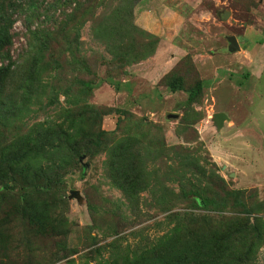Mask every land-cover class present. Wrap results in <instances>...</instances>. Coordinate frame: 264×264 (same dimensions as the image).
Listing matches in <instances>:
<instances>
[{"label": "rangeland", "instance_id": "374dc122", "mask_svg": "<svg viewBox=\"0 0 264 264\" xmlns=\"http://www.w3.org/2000/svg\"><path fill=\"white\" fill-rule=\"evenodd\" d=\"M54 1L40 3L48 6ZM62 1L66 6L55 14L60 15L63 9L71 14L75 4ZM120 1L125 2L94 0L96 16L103 12L110 15ZM133 4L131 21L141 30L139 42L143 44L141 52L139 47L131 56L137 54L139 60L127 64L121 55H115V45L111 50L96 41L93 21L86 22L80 29V55L91 66V74L80 73L82 66L67 54L62 71L42 74V83L48 84L45 90L59 92V102L51 106L35 100L11 102L17 109L9 116V124L0 125V142L1 136L26 133L38 122L63 123V111L75 110L78 80H92L93 93L81 110L89 118L86 127L89 132H111L104 137L108 146L112 139L116 142L127 137L133 139L131 148L135 138L142 145L150 144L153 151L148 168L159 170L150 188L156 190H142L131 203L133 198L128 200L113 179L119 176H108L107 148L94 147L77 167L56 160L67 167L61 173H68L65 183L53 184V191L20 194L17 185H10L12 192L0 185V264H125V257L141 258L143 251L152 249L177 226L175 213L185 211L216 220L242 216L253 226L257 218L262 219V238L255 234L248 258L250 264H264V0H138ZM23 19L21 15L14 27L19 33L11 52L15 61L28 46ZM143 32L158 41L149 57L145 42L150 38ZM229 36L237 38L240 51L229 52ZM17 75L11 79L15 86L22 74ZM178 76L184 79L185 91L173 93L167 84ZM13 82L5 88V99L11 92L15 94ZM198 82L203 90L189 105L188 90ZM64 92L71 94V102H66ZM107 110L112 113L100 118L98 113ZM221 112L230 120L218 131L213 118ZM66 120L68 126L72 120L68 116ZM175 147L198 158L205 169V174L178 173L185 172L194 183L200 182L199 187H210L213 194H221V190L211 181L224 179L226 191H241L238 201L254 208L255 213L241 214V208H235L236 195L223 212L195 209L180 200L176 170L168 168L176 162ZM84 164H89V170L80 179ZM73 190L80 192V198L72 196ZM159 201L169 204L163 206Z\"/></svg>", "mask_w": 264, "mask_h": 264}, {"label": "trees", "instance_id": "16d2710c", "mask_svg": "<svg viewBox=\"0 0 264 264\" xmlns=\"http://www.w3.org/2000/svg\"><path fill=\"white\" fill-rule=\"evenodd\" d=\"M93 1L68 0L69 3L75 4L73 12L67 14L63 9L64 12L60 11L59 15L55 13L61 7L66 6L65 1L62 0H55L48 6H44L40 0H0V125L9 124V116L15 114L17 106L15 104L11 106V102L35 100L48 102L49 106L59 102V92L56 94L52 89L45 90L48 84L42 83V74L44 72L47 74L49 71L59 72L60 68L62 71L69 58L67 54L72 55L77 64L82 66L80 73L91 74V66L80 55L82 45L79 37L80 29L88 21H93L92 33L98 39L94 38L96 41L103 45L106 44L109 48L111 46V50H113L112 45H115V55H121L127 64L139 60L137 54L131 56V52L138 50L139 47L141 52L143 44V41L139 42L141 30L131 21L135 5L133 2H138V0L120 1L122 3L114 8L110 15L103 12L98 16L95 11L96 5H92ZM21 15L24 16V27L27 28L29 39L25 54L23 52L24 55L15 61L11 52H13L14 38L19 33L14 31V27ZM143 33H145V38L146 36L150 38L149 42H145L146 51L149 49L146 57H149L155 53L158 41H154L147 32ZM52 55L57 57L53 58ZM46 59L50 62H46ZM29 62L31 63L28 64ZM23 69L26 70L25 73ZM17 74H22V76L15 86V82L11 79H16ZM8 80L13 82L15 94L11 92V98L5 99ZM94 85L92 80H78L77 100L74 101L75 110L63 111V123L47 125L46 122H38L26 133H16V136L9 134L4 139L1 136L0 185L3 189L12 192L10 185L13 184L19 186L17 192L20 194H23L21 191H25L26 194L53 191V184L65 183L64 178L68 172L63 174L61 172L67 170L66 166L73 168L80 165L83 157L91 151L90 147H94L95 149L107 148L109 152L106 161L108 176H119L113 179L120 189L122 188L128 200L132 201L133 198L131 203L139 198L142 190L151 193L156 190L150 188L154 176L158 177L159 174V170L148 168L150 153L153 151L150 144L142 145L141 140L135 138L131 148L133 139L127 137L116 142L112 139L113 144L108 146L104 142V137L110 135L111 132L105 130L97 133L89 132L86 127L89 118L87 113L84 115L81 110H84L83 102H87L92 95ZM167 87L173 93L185 91L184 79L180 76L174 77L168 81ZM202 90L201 82L188 90L187 103L193 104ZM64 94L67 95L66 102H71L69 99L71 94L67 92ZM11 111L12 115L9 114ZM111 113V110H107L98 115L103 118L104 115ZM67 116L72 120L68 126ZM165 149L168 152L167 147ZM174 149L177 155L174 160L176 162L168 168L171 171L176 170L175 177L181 186L180 200L190 202L192 208L195 209L210 210L213 208L223 212L228 207L229 200L236 195L235 208H241V214L255 213L254 208L248 209L245 204L238 201L237 194L241 191H226L224 179L218 178L220 183L211 181L214 185L220 186L221 190V194L219 192L213 194L210 187L206 185L199 187L200 182L194 183L185 176V172L178 173V171L185 170L197 175L199 172L205 174V169L200 165L198 158L185 153L179 147ZM58 158H61L64 164L69 165H58V162L56 163ZM88 170L89 164H84L79 171L80 179L87 175ZM41 178L43 181L38 182ZM160 185L165 192L168 191L163 182ZM165 197L163 194L164 199ZM159 202L163 206L169 204L167 201ZM174 217L178 222L174 229L162 236L152 249L143 251L140 254L141 258L125 257V264H250L251 258L248 256H250L255 234L258 239L262 238L263 224L262 219L259 218L256 219L257 225L253 226L248 218L242 216L233 219L223 217L216 220L205 215L195 217L193 213L185 211L175 213ZM250 238L251 243H249Z\"/></svg>", "mask_w": 264, "mask_h": 264}, {"label": "water", "instance_id": "95a60500", "mask_svg": "<svg viewBox=\"0 0 264 264\" xmlns=\"http://www.w3.org/2000/svg\"><path fill=\"white\" fill-rule=\"evenodd\" d=\"M229 16V12H227L225 15H223V19L226 20V18ZM227 41L229 43V47L228 50L230 53H235L237 51H240V44L237 40V38L235 36H229L227 37ZM226 120H230L229 116L225 113H216L214 115L213 121L214 124L217 128V130H221V128H223L225 126V121ZM72 196H75L76 198H80L81 194L79 191L77 190H73L72 192Z\"/></svg>", "mask_w": 264, "mask_h": 264}, {"label": "crops", "instance_id": "0c3cea01", "mask_svg": "<svg viewBox=\"0 0 264 264\" xmlns=\"http://www.w3.org/2000/svg\"><path fill=\"white\" fill-rule=\"evenodd\" d=\"M263 74V72H261V75ZM260 154H261V151H260ZM261 179H263L262 177H261Z\"/></svg>", "mask_w": 264, "mask_h": 264}]
</instances>
